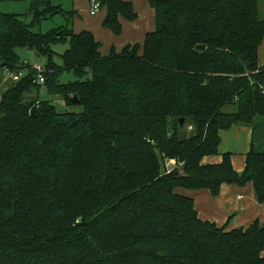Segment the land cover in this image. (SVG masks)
Listing matches in <instances>:
<instances>
[{"label": "trees", "instance_id": "1", "mask_svg": "<svg viewBox=\"0 0 264 264\" xmlns=\"http://www.w3.org/2000/svg\"><path fill=\"white\" fill-rule=\"evenodd\" d=\"M101 2L102 26L117 36L121 19L139 17L132 0ZM148 4L155 29L143 43L108 55L90 30L35 32L33 25L58 13L73 17L51 0H31L32 24L0 11V217L24 222L22 240L0 226V264H264V224L226 229L200 218L195 200L179 191L218 195L224 183H252L264 202V150L252 142L241 172L231 152H220L223 130L255 128L264 118V0ZM61 41L69 47L59 65L52 46ZM23 48L47 58L48 94L82 111L59 110L33 96L40 84L32 65L21 60ZM21 67L26 75L3 85L6 71ZM65 70L76 79L62 83ZM181 117L183 127L193 126L189 136L180 137ZM90 140L100 145L85 169L78 153ZM219 154L221 162H203ZM168 160L176 163L170 170ZM65 170L73 172L67 189ZM91 181L115 183L110 193L118 197L98 218L82 217L46 233L43 224L73 217L70 196L96 199L93 192L84 197ZM37 210L40 218L33 219Z\"/></svg>", "mask_w": 264, "mask_h": 264}, {"label": "rangeland", "instance_id": "2", "mask_svg": "<svg viewBox=\"0 0 264 264\" xmlns=\"http://www.w3.org/2000/svg\"><path fill=\"white\" fill-rule=\"evenodd\" d=\"M51 2L52 4L63 8L64 12H73L77 10L78 15L67 17L68 15L58 13L52 17L44 19L39 24L33 25V30L35 32L48 33L60 26H67L73 29L75 32H78L82 29H91L92 31H94L98 39L102 42V50L104 54L110 53L112 49L121 51L123 46L127 43H142V39L146 31H150V29H154L155 27L154 21L151 23V25H146L147 19L152 18L154 20L153 12L148 4V0H133L139 17L135 22L123 20V32L119 36L114 35L111 30L104 29L102 27V17L104 15V10L100 11L96 16L89 15V13L87 12L88 0H51ZM30 4L31 0H0V11L5 13L19 14L23 21L28 24H32L34 22V16L29 10ZM68 47V41L57 42L52 46L55 54L54 60L57 64H63V56ZM19 54L23 62H29L31 65L38 64L43 67V69H45L47 58L38 55L36 51L23 48L19 50ZM262 54L264 55V53ZM262 59L263 57H260V60ZM75 79V75L67 70L63 71L59 78L62 83H69L74 81ZM32 94L35 97L39 95L40 99L53 101L59 110L79 112L83 109L81 105H68L67 102L61 97L49 95L45 83L40 84L39 93H37V90L34 89ZM189 126L180 128V137L189 136L194 132V129H190ZM250 141L251 143L254 142L258 150H264V118H258L255 121V128L253 127V125L249 124H237L223 131L220 151L232 152L235 155H239L249 148L251 144ZM99 145L100 143L95 140L85 141L82 144L78 153V157L82 166L86 167L85 169L92 167V155L94 151L99 147ZM167 168L169 170L174 168V163H172L171 160L167 161ZM71 173L73 172L65 170L61 175V183L64 189L66 187L68 188ZM97 182L98 181H91L84 186V188L87 189V193L84 195V197H90L93 192L96 199L91 196V198L88 199L89 201L86 202L80 195L70 196L69 203L72 207V210L75 209L73 217H70L67 220L60 221L53 225L46 226L43 224L42 228L46 231V233L55 232L60 227L68 225L71 222L76 223L77 219L81 220L82 217H87L88 219L98 218L100 214H102L105 210V206L108 205L111 201L115 200L118 195L110 193V191L117 186L115 183H112V185L106 184L105 186H103V183L100 182V184H97ZM97 187L100 188L97 189ZM106 194L111 197L108 198L107 201ZM67 197L69 198V196ZM100 197L102 198V200L97 201V199ZM78 198H80L81 201ZM256 210V220H258L260 224H264V202L260 203L259 207ZM84 213L88 214V216H84ZM36 218H40V212H38V210L33 214V219ZM16 221L17 220L9 217L8 214H5L4 216L0 217V226H2L3 228H5L6 226L8 231L17 235L15 239L22 240V236L20 235H22L24 230V222H20V225H17ZM81 221L83 222V220Z\"/></svg>", "mask_w": 264, "mask_h": 264}, {"label": "crops", "instance_id": "3", "mask_svg": "<svg viewBox=\"0 0 264 264\" xmlns=\"http://www.w3.org/2000/svg\"><path fill=\"white\" fill-rule=\"evenodd\" d=\"M132 2H133V0H132ZM102 10H104V15L102 17V21H103V18L105 16L106 11L104 8H102L101 11ZM87 12L91 16H96L98 14L97 13L95 15H92L90 13L89 0H88ZM152 12H153L154 20L152 18H149L150 20L147 19L146 25H151V23L153 21L155 23V12L153 9H152ZM73 13H74L73 16L78 15L77 10L73 11ZM123 20H125V19H121L122 24H123ZM135 21H130V22H135ZM154 29H155V27H154ZM154 29H150V31H153ZM83 30L92 31L91 29H82L78 32H81ZM92 32L94 33V31H92ZM147 32H149V30L146 31V33ZM145 34H144V37H145ZM95 36H96V34H95ZM144 37L142 39V43H143ZM97 39H98V37H97ZM124 46H123V48H124ZM102 48H103V44H102ZM117 52H120V51H117ZM102 53H103V50H102ZM262 53H264V42L261 45L260 51H259L260 65L264 64V55ZM108 54L106 53L104 55H108ZM260 57H263V59L260 60ZM26 63H29V62H26ZM6 75H7V73H6ZM8 80L9 79L7 78V76H5L3 79V85ZM223 131H225V130H223ZM223 131L221 132V137H222ZM250 143H251V141H250ZM250 147H251V144H250L249 148L246 149L245 152H243L239 155H235L231 152L233 154V156H232L233 165H234L235 169L239 172H241L245 167L246 154L250 150ZM222 153H225V152H221V154ZM221 154L215 155V156H206L204 158L203 162L204 163H219L222 161V155ZM171 161H172V163H174V166H176L175 161H173V160H171ZM178 168L180 169L181 172H183L181 164L178 166ZM179 191H180V193L188 195L195 200V208H196L200 218H202L203 220H207V221H211L213 223H216L219 226H224V227H226V229L230 230V229H234V228L247 227L257 219L256 218V214H257L256 209L259 207L260 203L258 202V200L256 198L255 189H254V186L252 183H247L244 186H241L238 184L224 183V184H222L220 193L218 195H213L208 189H198V190L181 189Z\"/></svg>", "mask_w": 264, "mask_h": 264}, {"label": "built area", "instance_id": "4", "mask_svg": "<svg viewBox=\"0 0 264 264\" xmlns=\"http://www.w3.org/2000/svg\"><path fill=\"white\" fill-rule=\"evenodd\" d=\"M89 3H90V13L92 15H95L101 11L102 9L101 0H89ZM32 67L37 73L36 82L38 84L45 83L46 81L45 69H43V67H41L38 64L32 65ZM26 73H27V69L25 67H21V68H18L17 70L9 71V73L7 74V78L11 80L12 82H18L19 80L22 79V77L26 75ZM189 127L190 129L192 128L191 125Z\"/></svg>", "mask_w": 264, "mask_h": 264}, {"label": "water", "instance_id": "5", "mask_svg": "<svg viewBox=\"0 0 264 264\" xmlns=\"http://www.w3.org/2000/svg\"><path fill=\"white\" fill-rule=\"evenodd\" d=\"M196 48H197L198 50H205V49H206V45H205V44H198V45L196 46ZM6 73L8 74L9 71L7 70ZM72 102H73L74 104H76V103L78 102V97H77V95H74V96L72 97ZM179 121H180V126L183 127V125H184V123H185V117H181Z\"/></svg>", "mask_w": 264, "mask_h": 264}]
</instances>
